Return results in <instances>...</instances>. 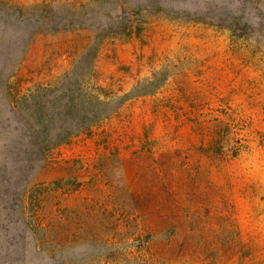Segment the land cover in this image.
Masks as SVG:
<instances>
[{"label":"rangeland","instance_id":"rangeland-1","mask_svg":"<svg viewBox=\"0 0 264 264\" xmlns=\"http://www.w3.org/2000/svg\"><path fill=\"white\" fill-rule=\"evenodd\" d=\"M248 1L0 0V264H264V0ZM216 4L248 22L203 24ZM73 71L120 108L29 157L6 89Z\"/></svg>","mask_w":264,"mask_h":264},{"label":"trees","instance_id":"trees-1","mask_svg":"<svg viewBox=\"0 0 264 264\" xmlns=\"http://www.w3.org/2000/svg\"><path fill=\"white\" fill-rule=\"evenodd\" d=\"M237 12L234 9L225 10L217 4L212 8L207 5L203 10V24L233 31L232 28L243 19L248 22L244 15L240 16ZM68 75L69 81L62 83L63 87L53 88L54 90L37 86L20 94L22 89H6L12 113L18 125L23 127V133L16 137L17 144L27 146L25 152L29 149V157L36 147L41 152L42 144L58 147L79 135L89 134L94 127L115 114L122 104L116 102L115 95L102 93L105 90L103 87L97 84L84 86L74 80L76 71ZM62 89L67 92L59 94L58 91ZM25 152L17 154L25 156ZM26 159L27 156L24 160Z\"/></svg>","mask_w":264,"mask_h":264},{"label":"built area","instance_id":"built-area-1","mask_svg":"<svg viewBox=\"0 0 264 264\" xmlns=\"http://www.w3.org/2000/svg\"><path fill=\"white\" fill-rule=\"evenodd\" d=\"M44 4H66V5H81L94 0H41Z\"/></svg>","mask_w":264,"mask_h":264}]
</instances>
